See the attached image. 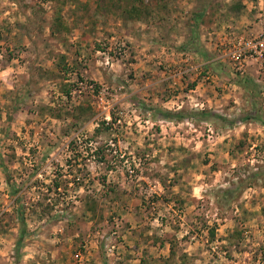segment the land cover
Listing matches in <instances>:
<instances>
[{
    "label": "rangeland",
    "instance_id": "1",
    "mask_svg": "<svg viewBox=\"0 0 264 264\" xmlns=\"http://www.w3.org/2000/svg\"><path fill=\"white\" fill-rule=\"evenodd\" d=\"M262 8L0 0V155L20 187L0 167V264H264V76L226 57L260 32ZM152 108L260 120L169 122ZM20 209L30 235L16 259Z\"/></svg>",
    "mask_w": 264,
    "mask_h": 264
},
{
    "label": "trees",
    "instance_id": "2",
    "mask_svg": "<svg viewBox=\"0 0 264 264\" xmlns=\"http://www.w3.org/2000/svg\"><path fill=\"white\" fill-rule=\"evenodd\" d=\"M62 23H63L62 19L59 16L56 17L55 22H54V27L56 28V30H61V28L63 27ZM237 84L241 88H243L245 91H250V92L255 93L257 90H259V91L261 90V85L259 83H257L254 79L249 78V77L238 78ZM148 110L150 112L154 113L160 119L166 120L169 122H183V121H186L188 119H194L196 121H201V122L202 121H204V122H206V121L207 122L208 121H220L224 125L231 127V128H234V127L238 126L239 124H245L248 122L258 123L260 120L259 115L257 114L258 113L257 110H254L250 113H246L244 116L237 118V119H229L227 117H223V116L219 115L218 113H216L214 111H207V110L193 111L191 113H187L184 111H169V110L155 109V108L148 109ZM100 132H101L100 129H98L96 131V133H100ZM0 167L4 170V173L6 174V176L8 178V186L10 188L11 194L13 196H16L18 194V192L20 191V187L16 183H12L10 181L9 171L6 168L5 163H4L1 155H0ZM102 182L104 185L106 184V178L105 177L102 178ZM54 186H55L56 190L61 187V185L57 181L54 182ZM241 189H242V187H240V186H238L234 189H225L222 191V195H223L224 199H226L227 201L230 202V201H232V199L236 198L237 194H239L241 192ZM19 216H20L21 229H20V235H19L18 240H17L16 245H15V257H16V259L20 258L24 244H25V241L30 235V233L27 229V224H26L23 209L22 210L20 209ZM240 235L241 234L239 233L238 237H240ZM214 238H215V231L212 230L211 231V240L213 241Z\"/></svg>",
    "mask_w": 264,
    "mask_h": 264
},
{
    "label": "built area",
    "instance_id": "3",
    "mask_svg": "<svg viewBox=\"0 0 264 264\" xmlns=\"http://www.w3.org/2000/svg\"><path fill=\"white\" fill-rule=\"evenodd\" d=\"M259 22L260 32L234 40L226 55L234 71L240 75L254 68L259 76H264V8L261 9Z\"/></svg>",
    "mask_w": 264,
    "mask_h": 264
}]
</instances>
